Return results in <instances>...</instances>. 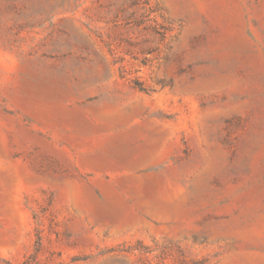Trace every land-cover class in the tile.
<instances>
[{
	"label": "rangeland",
	"instance_id": "1",
	"mask_svg": "<svg viewBox=\"0 0 264 264\" xmlns=\"http://www.w3.org/2000/svg\"><path fill=\"white\" fill-rule=\"evenodd\" d=\"M0 264H264V0H0Z\"/></svg>",
	"mask_w": 264,
	"mask_h": 264
}]
</instances>
